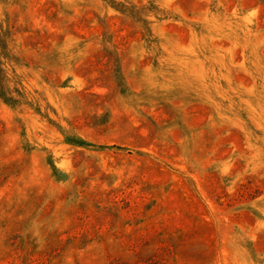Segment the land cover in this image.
Listing matches in <instances>:
<instances>
[{
  "label": "rangeland",
  "instance_id": "1",
  "mask_svg": "<svg viewBox=\"0 0 264 264\" xmlns=\"http://www.w3.org/2000/svg\"><path fill=\"white\" fill-rule=\"evenodd\" d=\"M0 264H264V0H0Z\"/></svg>",
  "mask_w": 264,
  "mask_h": 264
}]
</instances>
